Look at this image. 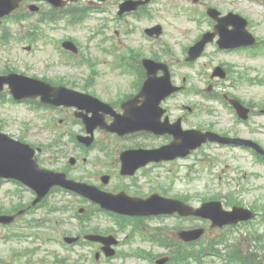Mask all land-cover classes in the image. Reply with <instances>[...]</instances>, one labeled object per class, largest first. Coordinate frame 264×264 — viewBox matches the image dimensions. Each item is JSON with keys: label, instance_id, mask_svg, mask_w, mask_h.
Listing matches in <instances>:
<instances>
[{"label": "rangeland", "instance_id": "374dc122", "mask_svg": "<svg viewBox=\"0 0 264 264\" xmlns=\"http://www.w3.org/2000/svg\"><path fill=\"white\" fill-rule=\"evenodd\" d=\"M111 1H108L109 7H115L114 11L116 13L118 7V4L116 3L122 0H114L115 2L113 0ZM205 1L212 2L225 11L232 8L241 9L242 12L244 11L245 14L251 16V18L255 22V25L258 24L256 25V30L260 35L264 36V4L260 0H202L201 2ZM177 3L186 7L195 6L188 0L178 1ZM155 4L157 5V9L160 10V12L157 14L154 20L161 19V15L167 16L164 17L166 21H164L163 19L161 21L165 24V37L169 40L167 42L172 46L175 56L180 55V50L182 49V46L184 44H186L187 42H191L193 38H195L203 29L208 27V23L205 21H202L199 24H194L184 22V19L176 17L173 18V12L166 4V0H158V2H156ZM196 6L199 8L200 12L204 10L201 5ZM185 16L186 18H188L187 14ZM32 20L35 21L36 17L31 19L30 23L32 22ZM30 23L24 22L22 25L21 23H17L9 19L2 26V31L5 30V28H10L12 31H17L18 33H20L21 31L22 33H25ZM97 25H100V23L97 22L92 25V29L94 31ZM174 26H176L179 30L177 31ZM80 30L83 29L70 28L68 30H56L46 25L45 34L41 35L42 38L39 42L37 41L30 44L27 40L18 41L15 38L12 39V37L8 43L0 41V71L2 72L5 69L10 68L13 70L15 69V71H18L20 73H27L32 75L38 74L39 76L44 75V73L46 72L44 68L52 67V64L57 63V58L60 57V55L55 57V54L59 53L58 51H60L57 48V44H55V40H57V38L63 37L64 34H73L74 36L78 37L82 41L81 44L84 45V51L92 53L93 56L101 54L102 49L98 46L102 44L101 37H96L93 39V37L89 36L90 34H88L91 31L86 33L85 30L79 32ZM120 30L122 33H125L121 35V39H123L129 46H132V48L135 50H137L139 44H144L147 41L144 39V37H141L138 34L133 35L126 29ZM1 33L2 32H0V34ZM86 45H88L89 48H87ZM29 46L31 47L30 49H28ZM126 48L127 46L119 47L115 50V52L125 51ZM139 48L143 52L148 53V51H150V43L147 42L145 44V47L143 46ZM262 48V50H260V56L252 61L245 57L242 58L241 55H235V57L222 54L217 55V57L215 58V64L222 60H227V62L233 63L236 67H240L239 70L250 72L253 74L254 78L259 77V79H261L264 76V56H262V54H264V47ZM211 49L214 50L213 47H211ZM241 63L243 65H240ZM249 63L252 64L251 70H248L247 68L244 69L242 67L247 66ZM57 64L59 65V63ZM53 68L58 69L59 71L63 69L60 71L61 74H65L66 71L69 70L80 72V70H77L75 67L71 66L62 65L60 67L59 65V68L56 66ZM188 70L192 69L188 68ZM240 91L246 97L251 96L252 101L257 103V105L264 104V83L254 85L252 88H248L245 83H241ZM189 98L190 96L188 97L187 95L183 97V99ZM195 99H200V96L195 97ZM207 104L215 106L219 105V103H217L216 101H207ZM33 117L34 114L30 110L25 108V106H23L22 104H15L9 101L0 103V120L3 124L4 131L6 132L16 134L22 133L26 127V121L33 119ZM258 122H260V125L264 123V114L258 117ZM261 129L264 130V126ZM260 136L264 137V134L262 133L260 134ZM206 154L209 155L208 152ZM218 154L219 157L222 156L224 159L221 165H218L219 163L217 162L211 164L209 161H207L209 157L206 159L205 157H203V155L199 154L198 158L202 159L200 161L202 163H205V167H202L200 165L201 167L199 168V166H196L194 177H192V179H184L179 176V180L177 181L174 193L189 191L193 195L195 204H200L204 201L203 199L212 197L214 195L223 196L226 193V196L234 195L237 199L245 202L247 205H264V164H261L258 167L254 166L251 163L248 155L238 152L237 150L228 149L227 154H224L222 150H220ZM239 155L241 156V158H238ZM207 165L211 167V170ZM225 165H230L231 170L225 169ZM223 168L225 170L224 175L226 176V179L224 177H220V175H222ZM237 168L239 169L238 171L235 170ZM245 171L249 174V177H247L246 180L242 181V187L240 188V184L234 182L233 178L238 174L242 175ZM252 173L254 174L253 176L251 175ZM228 176L232 179L227 180ZM11 186L12 185H7L6 187H4V190L2 192L3 195L8 196L9 198H11V196L8 195L7 190L10 189ZM23 194L26 196V200L30 199L29 195L27 196L25 193ZM24 195H22V197H25ZM14 201L23 202L24 199L19 196L15 197ZM49 211L50 209L48 207H45L41 209L38 214L42 216ZM67 217L69 219L71 218L69 216ZM98 222L101 225L98 227L101 229H105L111 226L110 221L106 218H98ZM160 222H162L163 225L171 223L168 221L152 220L146 221V225L154 226L158 225ZM194 224L203 225L204 223L196 220ZM95 226L97 225L95 224ZM69 227L77 229L78 224H75L74 226L69 224ZM256 227H259L260 230L264 232L263 223H257ZM233 230L232 232H230V237L232 239H235L237 237H241V233H247L248 227L242 226L236 231ZM213 235H217L216 231H212L211 236ZM14 246L15 244L13 242H0V253L5 257L6 260L9 259L11 250ZM39 256H42V253H39ZM115 264H117V261ZM205 264L220 263H212L210 260H205Z\"/></svg>", "mask_w": 264, "mask_h": 264}, {"label": "water", "instance_id": "95a60500", "mask_svg": "<svg viewBox=\"0 0 264 264\" xmlns=\"http://www.w3.org/2000/svg\"><path fill=\"white\" fill-rule=\"evenodd\" d=\"M122 127L123 126H121V125H116V128H122ZM0 137H1V141L2 140L8 141L5 138L4 135L0 136ZM203 140L204 139L200 136L197 139L195 138V140L193 142L197 143V142H200V141H203ZM0 173L5 175V176H16L18 174L19 177H21L24 180H27L30 177H32L31 174L34 177H38L37 173H39V172L29 171L25 167L23 159L20 156L12 154L9 150H7L6 148L1 147V145H0ZM39 188H40V191H39L40 195L44 196L45 193L50 188V185L48 187H46V188H42V187H39ZM217 204L220 205L219 203H217ZM211 205H213V203H207V204L203 205L202 209L191 210L189 212H192V213H195V214H199V215H202L204 217L212 218L215 224L216 223L219 224V222L221 221V216H222V212L220 210V206H218V208L215 211H212V210L209 209V207ZM199 234H200V232H198V235Z\"/></svg>", "mask_w": 264, "mask_h": 264}, {"label": "flooded vegetation", "instance_id": "af4514ba", "mask_svg": "<svg viewBox=\"0 0 264 264\" xmlns=\"http://www.w3.org/2000/svg\"><path fill=\"white\" fill-rule=\"evenodd\" d=\"M141 88H142L141 84H138L137 88L136 86H134V89H132L133 90L132 92L137 93ZM116 102L120 104L121 101L119 99H116ZM164 106L166 107V115L169 117L170 121L173 122V121H176L177 119H181L184 128L193 127V125L190 124L188 120L190 113L193 112L192 108H189L188 106H183V109H181L180 114L178 115V114H174L177 111L174 110L167 102L164 103ZM252 115L253 114H251V116Z\"/></svg>", "mask_w": 264, "mask_h": 264}]
</instances>
